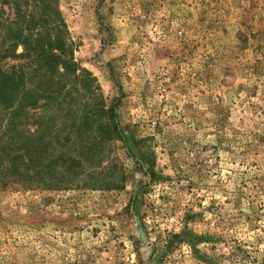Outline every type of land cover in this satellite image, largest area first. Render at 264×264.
Returning <instances> with one entry per match:
<instances>
[{"label":"rangeland","instance_id":"obj_1","mask_svg":"<svg viewBox=\"0 0 264 264\" xmlns=\"http://www.w3.org/2000/svg\"><path fill=\"white\" fill-rule=\"evenodd\" d=\"M56 1L123 139L58 188L11 173L0 116V264H264V0ZM43 111L18 130L68 137Z\"/></svg>","mask_w":264,"mask_h":264},{"label":"trees","instance_id":"obj_2","mask_svg":"<svg viewBox=\"0 0 264 264\" xmlns=\"http://www.w3.org/2000/svg\"><path fill=\"white\" fill-rule=\"evenodd\" d=\"M5 59L21 62L10 69L0 66V116L10 112L18 116L10 141L17 152L10 160L11 173L18 171L17 160H22L31 178L41 182L49 177L58 188L101 182L93 175L105 147L123 138L115 108H107L95 78L74 61L56 0H0V62ZM39 108L48 115L44 120L47 130L52 131L64 119L71 129L67 132L64 128L68 137L59 133L44 143L43 138H26L18 126H22L27 109ZM47 147L54 156L49 155L46 163L43 155Z\"/></svg>","mask_w":264,"mask_h":264}]
</instances>
